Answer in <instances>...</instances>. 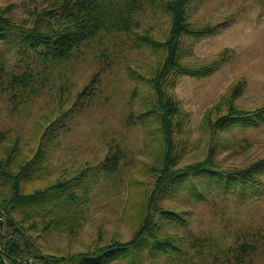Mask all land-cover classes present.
<instances>
[{"label": "rangeland", "instance_id": "rangeland-1", "mask_svg": "<svg viewBox=\"0 0 264 264\" xmlns=\"http://www.w3.org/2000/svg\"><path fill=\"white\" fill-rule=\"evenodd\" d=\"M53 1L0 0V10L37 29L33 24ZM143 2L134 32L99 33L63 58L0 40L4 72L31 76L23 89L0 87V160L9 163L4 170L13 175L35 160L18 186L22 193L69 180L79 198L69 206L64 196L47 194L41 202L44 223L65 216L67 221L46 230L43 223L22 226L42 254L66 256L129 241L151 205L148 230L175 240L185 254L170 258L139 246L125 260L107 264H264V0L187 4L188 23L199 29L218 24L220 30L197 40L181 37L179 63L221 62L205 76L163 78L161 90L173 103L170 143L152 83L166 52L135 39L148 34L163 41L172 20L164 4ZM166 162L169 169L211 163L219 170L254 173L245 179V196L229 191L196 202L186 192L214 180L204 173L160 185ZM2 178L0 198L11 193ZM164 208L187 210L186 225L160 217Z\"/></svg>", "mask_w": 264, "mask_h": 264}, {"label": "trees", "instance_id": "trees-1", "mask_svg": "<svg viewBox=\"0 0 264 264\" xmlns=\"http://www.w3.org/2000/svg\"><path fill=\"white\" fill-rule=\"evenodd\" d=\"M192 0H148L151 4L163 5L167 13L170 14L172 24L166 39L158 40L149 37L148 34L137 35L135 40H139L140 45L150 44L156 48L164 49L166 52L165 60L157 71L158 74L152 79L154 89L157 96L160 97V104L156 108L160 111L161 129H164V140L168 143L171 141L172 128L169 118L171 116L170 106L173 105L170 98H165L161 90L163 78L166 75L188 74L191 76H205L212 73L221 60H215L201 64L200 66H186L180 64L181 42L184 40H197L204 35L217 33L218 24L215 26H204L198 28L188 23L186 18L187 4ZM144 7L143 0H54L50 11L41 12L37 23L33 24L34 28H26L24 21H15L8 15H5L7 9L0 10V40L16 42L22 46L21 49L27 51L38 52L42 56L50 55L53 58H63L68 55L70 50L77 45L89 41L99 33H131L139 25L137 14ZM50 14L54 16L49 17ZM41 24V25H40ZM54 24L56 30H50V26ZM50 30V32H49ZM20 48L18 47L17 50ZM0 53V63H3ZM4 76H3V75ZM31 80L29 74L18 76L17 74L5 73L0 67V87L12 90L14 86H27ZM16 89V88H14ZM175 111H173L174 113ZM226 117H221L218 123L222 122ZM169 155V154H168ZM167 155V156H168ZM31 160L28 163L18 166V171L13 175L6 170L9 164L7 160H0V176H3L2 182L11 184V193L0 198V264H107L125 260L138 251L139 246L146 249L150 254L163 253L170 258L181 257L185 254L183 247L173 239H160L153 231L148 230L151 223L150 213L153 210L150 205L148 212L143 218L141 225L138 227L133 237L124 243H110L105 246H99L92 251L75 252L66 256L44 255L39 251V247L34 246L29 230L23 228L22 224L31 225L36 228L37 225L43 223L42 229L56 226L58 222H66L67 216L63 219L48 221L44 223V214L42 208V198L50 195L64 196L70 206L71 203L77 201L78 194L69 187L72 186L69 180L56 183L44 190L35 191L33 193H22L18 186L29 177L30 166L35 163ZM111 163V162H110ZM261 163H264L261 161ZM259 164V163H257ZM170 166V165H169ZM167 162L163 165L159 173V181L161 184H171L174 181L179 184L188 176L199 177L200 174H206L208 178L214 182L207 180L205 187L201 188L194 184L193 188L186 192V195L193 201L200 202L208 198V196H217L219 193H227L231 191L235 196H245V179L254 173V170H219L211 163L202 165L194 164L185 169H169ZM114 169L111 164L109 168ZM253 167V166H252ZM4 173H6L4 175ZM236 181L241 183L240 187L232 186ZM69 183V185H68ZM209 187V188H208ZM39 206L28 212H21V207L25 208L29 205ZM76 206V205H75ZM69 210L68 208H65ZM76 211V208H72ZM160 217L171 221H177L184 226L188 222L187 210L176 211L173 209H159ZM38 218L33 221V219ZM154 224V223H153ZM156 226V225H155ZM39 233V232H38ZM37 233V235H39ZM36 235V236H37ZM38 237V236H37ZM140 264L139 262H134Z\"/></svg>", "mask_w": 264, "mask_h": 264}]
</instances>
